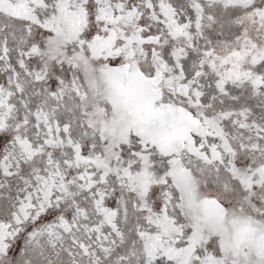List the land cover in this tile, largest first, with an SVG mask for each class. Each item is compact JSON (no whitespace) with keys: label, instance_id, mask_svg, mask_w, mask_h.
Returning a JSON list of instances; mask_svg holds the SVG:
<instances>
[{"label":"snow or ice","instance_id":"1","mask_svg":"<svg viewBox=\"0 0 264 264\" xmlns=\"http://www.w3.org/2000/svg\"><path fill=\"white\" fill-rule=\"evenodd\" d=\"M0 264H264V0H0Z\"/></svg>","mask_w":264,"mask_h":264}]
</instances>
